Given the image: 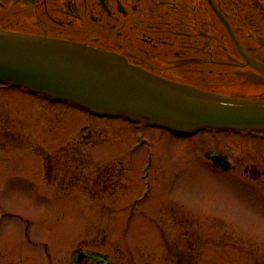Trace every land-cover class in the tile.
Listing matches in <instances>:
<instances>
[{"label": "flooded vegetation", "instance_id": "af4514ba", "mask_svg": "<svg viewBox=\"0 0 264 264\" xmlns=\"http://www.w3.org/2000/svg\"><path fill=\"white\" fill-rule=\"evenodd\" d=\"M0 31L87 44L122 55L133 65L174 82L231 97L264 100V0H0ZM7 86L10 85L0 83V90ZM22 88L38 99L43 98L46 103L56 105L59 101L65 106L81 109L67 112L65 108L53 117L56 120L54 126L45 127L52 134L60 122V115L61 120H69V125L76 116L75 124L79 125L72 128L75 126L72 123L64 134L65 139L76 142L63 146L58 151L61 154L58 158H49L51 154L45 156L44 178H50V184L55 183L60 186L58 188L72 186L76 192H86L95 198H121L122 160L118 137L115 136L117 140L112 149L108 143H100L105 124L97 122L96 126L90 127L92 121L87 116L103 115L70 100L54 99ZM35 105V102L0 99V149L30 144L24 134L32 141L37 137V131L43 125V113ZM19 108V127L16 128L9 113L4 117L2 112ZM127 119L137 127L135 145L139 131L143 134L144 144L145 127L152 125ZM152 127L187 135L162 126ZM90 150H95L96 154L112 151L115 159L112 164L101 165L99 158L90 159ZM217 155L224 161L229 160L230 167L224 169L222 165H215L210 156ZM204 156L216 168L233 173L232 177L255 195L264 194V182L259 181L264 175V161L247 164L242 172L222 152H207ZM144 162L143 159L134 164L136 182L129 197L136 203H142L153 192L155 182L150 178L152 160ZM58 188L52 190L54 194L68 192ZM173 204L166 206L168 204L162 201L149 207L132 206L130 212L127 210L126 222L118 224L111 243L95 241L92 236L91 239L71 240L52 252L44 243L43 254L30 256L40 252L42 242L34 240L26 230L30 245H14L23 255L14 260L17 255L12 254L6 263L201 264L206 257L203 254L205 244L210 242L211 246L218 247L217 240L215 243L205 240L200 228L190 230L186 214ZM212 215L218 218L217 214ZM142 216H147L150 223L136 222ZM226 235L223 244L227 243L230 249L234 243L228 225ZM10 247L2 248L0 257L10 252ZM219 258L233 264L232 256L216 254L212 259L217 261Z\"/></svg>", "mask_w": 264, "mask_h": 264}, {"label": "rangeland", "instance_id": "374dc122", "mask_svg": "<svg viewBox=\"0 0 264 264\" xmlns=\"http://www.w3.org/2000/svg\"><path fill=\"white\" fill-rule=\"evenodd\" d=\"M5 98L35 102L43 113V125L33 141L29 140L28 134H24L28 139L26 142L30 144L0 149V251L11 246L10 252L0 257V264L9 261L12 254L17 255L14 260L23 255L15 246L30 245L26 240V230L34 240L42 242L40 252H33L30 256L43 254L44 243H47L50 252L61 244L79 238L95 237V241L111 243L118 224L126 222L129 216L127 210L130 212L132 206L143 204L149 207L162 201L168 204L166 206L174 203L186 214L190 230L200 228L205 240H214V243L217 240L218 247L211 246L209 241L205 244L203 254L206 257L201 264H228L224 258L213 260L216 254L232 256L233 264H264V194L255 195L248 187L241 186L232 177L233 173L216 168L204 156L207 152H222L243 172L247 164L264 161V131L205 129L195 135H178L159 127L147 126L144 144L135 145L137 127L126 117L87 115L92 121L90 127L96 126L97 122L105 124L100 143H108L112 149L117 136L121 148V198H95L86 192H76L77 189L72 186L58 188L60 186L50 184V178L45 179L43 174V170H46L45 156L51 154L49 158H58L61 155L58 151L75 141L64 138L68 126L72 127V123L75 125L72 128L79 125L75 124L76 116L69 125V120H61L60 115V122L52 134L45 127L54 126L56 120L53 117H57L65 108L67 112L81 109L65 106L59 101L56 105L46 103L43 98L38 99L32 92L16 85L0 90V99ZM7 112L13 118L12 122L15 121L13 126L19 127L17 119L21 109L4 111V117ZM129 150L130 153H126ZM95 152L90 150L89 157L91 160L99 158L101 165L112 164L115 159L112 151ZM143 159L146 161L144 164L152 160L150 178H154L155 182L153 192L142 203H136L130 199L129 191L136 182L134 164H139ZM47 167H50V160ZM259 181L264 182V175ZM56 188L68 192L54 194L52 190L56 191ZM212 214H217L218 218ZM136 222L150 223V219L142 216ZM227 225L229 231L233 232L234 245L230 249L227 243L223 244L227 238Z\"/></svg>", "mask_w": 264, "mask_h": 264}, {"label": "water", "instance_id": "95a60500", "mask_svg": "<svg viewBox=\"0 0 264 264\" xmlns=\"http://www.w3.org/2000/svg\"><path fill=\"white\" fill-rule=\"evenodd\" d=\"M0 80L74 101L100 114L187 133L199 128L264 129V100L174 82L87 44L0 31ZM216 164L230 163L217 155Z\"/></svg>", "mask_w": 264, "mask_h": 264}, {"label": "bare ground", "instance_id": "6f19581e", "mask_svg": "<svg viewBox=\"0 0 264 264\" xmlns=\"http://www.w3.org/2000/svg\"><path fill=\"white\" fill-rule=\"evenodd\" d=\"M103 115V114H102ZM103 116H117V115H114V114H105V115H103ZM124 116H126V115H124ZM127 118H130L131 119V117H128V116H126ZM138 149V148H137Z\"/></svg>", "mask_w": 264, "mask_h": 264}]
</instances>
